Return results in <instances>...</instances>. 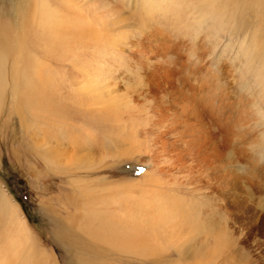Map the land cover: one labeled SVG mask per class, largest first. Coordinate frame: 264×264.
<instances>
[{
	"label": "rangeland",
	"instance_id": "374dc122",
	"mask_svg": "<svg viewBox=\"0 0 264 264\" xmlns=\"http://www.w3.org/2000/svg\"><path fill=\"white\" fill-rule=\"evenodd\" d=\"M56 2L97 22L45 62L56 113L0 107V190L46 264H264V0ZM32 3L0 0L11 30Z\"/></svg>",
	"mask_w": 264,
	"mask_h": 264
},
{
	"label": "bare ground",
	"instance_id": "6f19581e",
	"mask_svg": "<svg viewBox=\"0 0 264 264\" xmlns=\"http://www.w3.org/2000/svg\"><path fill=\"white\" fill-rule=\"evenodd\" d=\"M132 1L134 0H130ZM54 2L55 4H51L52 2L48 0H35V5L32 3L27 11L28 18L20 22L16 32L11 30L8 21L3 17L4 10L0 11V107L3 106L7 96L14 100V110L26 130L32 124L41 123L44 117L39 121L37 114L46 113L48 118H52L56 113L53 98L51 99V93L55 90V85L52 84L55 79L54 73L52 67L48 68L45 62L49 64L58 57L62 60L64 55L74 49L78 40L88 37L89 29H94V25L97 24L94 19L85 20L87 23L82 20L74 21L72 19L76 13L74 6L69 7L64 2L57 4L56 0ZM14 37H17L18 41H15ZM38 132L42 131L38 130ZM35 146L38 149L41 147H37L36 143ZM48 152L49 148L41 155L50 162L53 157L47 155ZM166 214L167 212L159 213V217L151 221L146 218L145 224L152 225L151 222H156L154 226L166 228L173 225L175 218L179 216L176 212L174 214L170 212L167 216ZM179 217L182 223H185L182 216ZM82 219L84 223L82 227L85 229L86 223L84 218ZM137 226L141 227V224ZM126 233L121 227L117 228L115 223L101 222L88 232V235H99L100 238L95 239L115 244L120 248L122 242L134 241ZM34 242L25 221L20 218L9 198L0 190V264L11 263V259L6 256L11 251L21 264H29L31 261L32 264L37 262L46 264L49 257L39 251ZM153 249V247L148 248L151 251Z\"/></svg>",
	"mask_w": 264,
	"mask_h": 264
}]
</instances>
